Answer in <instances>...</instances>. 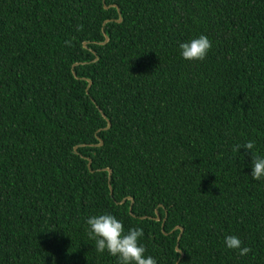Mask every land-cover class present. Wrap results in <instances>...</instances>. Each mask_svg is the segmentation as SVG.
<instances>
[{"label":"trees","instance_id":"obj_1","mask_svg":"<svg viewBox=\"0 0 264 264\" xmlns=\"http://www.w3.org/2000/svg\"><path fill=\"white\" fill-rule=\"evenodd\" d=\"M250 140L264 0H0V264H117L87 235L105 213L156 264H264Z\"/></svg>","mask_w":264,"mask_h":264},{"label":"clouds","instance_id":"obj_2","mask_svg":"<svg viewBox=\"0 0 264 264\" xmlns=\"http://www.w3.org/2000/svg\"><path fill=\"white\" fill-rule=\"evenodd\" d=\"M181 56L185 60H203L211 48V41L204 35L188 42L180 43ZM254 141L236 144L233 151L240 148L250 150L252 156L251 177L253 180L264 178V156L257 155L253 149ZM87 235L95 241V250L98 253L107 251L111 256L117 257V264H156L152 256H145L146 249L139 243L143 236V229L130 228L125 231L123 223L112 214L93 215L86 220ZM228 249H238L240 256H246L251 249L241 246V240L233 235L225 237Z\"/></svg>","mask_w":264,"mask_h":264},{"label":"water","instance_id":"obj_3","mask_svg":"<svg viewBox=\"0 0 264 264\" xmlns=\"http://www.w3.org/2000/svg\"><path fill=\"white\" fill-rule=\"evenodd\" d=\"M103 2H104V0H103ZM105 9L106 8H108V7H104ZM105 40H107L106 38H105ZM90 85V83L88 84V86ZM90 163V162H89ZM127 199V198H126ZM124 200L125 199H123L121 202H124ZM159 219V215H158V212L156 211V220H158ZM180 230H182V228L180 227ZM176 249L179 251V249H178V247L176 246ZM176 264H177V262H176Z\"/></svg>","mask_w":264,"mask_h":264}]
</instances>
